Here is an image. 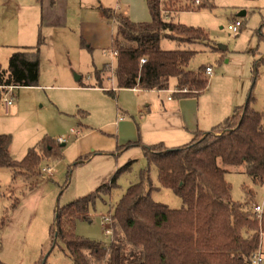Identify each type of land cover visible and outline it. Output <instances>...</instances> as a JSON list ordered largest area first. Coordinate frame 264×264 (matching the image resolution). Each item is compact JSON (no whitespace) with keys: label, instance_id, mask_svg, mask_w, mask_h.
I'll return each mask as SVG.
<instances>
[{"label":"trees","instance_id":"16d2710c","mask_svg":"<svg viewBox=\"0 0 264 264\" xmlns=\"http://www.w3.org/2000/svg\"><path fill=\"white\" fill-rule=\"evenodd\" d=\"M147 4L152 18L149 23H134L118 16L113 43L118 54V88L166 91L175 79L178 91L187 90L178 92L179 97L200 96L208 89L209 80L206 68L189 70L197 52L164 50L162 42L192 45L209 40L208 35L201 29L176 23L174 17L165 18L160 0H147ZM43 44L40 37L36 47L14 52L8 68L0 70V85L37 87ZM142 59L146 63L142 64ZM106 69L96 72L100 88ZM106 93L115 97L114 91ZM253 100L250 94L232 117L207 134H197L188 145L174 149L163 145L142 147L148 165L157 170L160 187L180 197L182 209L154 202L153 189L146 190L141 182L128 188L114 214H110L114 238L109 246L77 236L76 222L90 220V208L117 187L119 176L134 163L130 161L108 183L57 209L50 230V253L37 264H47L59 241L73 264H250L251 256L264 246V215L256 216L253 207L249 211L247 200L243 204L232 200L226 175L227 167L243 168L255 184H264V112L254 110ZM11 144V136L0 134V169L11 170L15 179L36 176L43 162L63 159L64 147L48 137L30 149L22 161L13 159ZM131 147H141V143H129L122 151ZM91 156L76 165L89 162Z\"/></svg>","mask_w":264,"mask_h":264},{"label":"rangeland","instance_id":"374dc122","mask_svg":"<svg viewBox=\"0 0 264 264\" xmlns=\"http://www.w3.org/2000/svg\"><path fill=\"white\" fill-rule=\"evenodd\" d=\"M197 1L200 2L199 5L196 4ZM160 2V10L165 18L169 20L174 17L176 23L201 29L209 39L192 45H178L164 40L162 48L194 50L197 53L189 65V70L199 72L202 68L212 66L215 74H220L224 70L231 77V83L235 78L234 83L237 85L240 82L249 84L254 98L252 107L255 111L263 113L264 0H160ZM204 5L206 7L202 8ZM15 18L16 14L12 9H0V19L3 21L2 24L0 22V65L3 68L8 67L15 47L22 42V34L19 31H10V27L5 26L6 24L11 26ZM117 19L116 15L115 23L110 24L116 33ZM236 20L241 21L243 26L238 35H233L227 27ZM39 32L41 31H36V35ZM41 36L45 41V37ZM79 39L78 44L70 47L56 45L46 49L41 57L42 79L39 85L16 90L15 107H12V110H16L8 116L0 107V134L11 136L10 152L16 161H22L28 151L45 137L58 143L60 139L67 138V145L63 148V159L60 162H43L36 176L28 174L14 180L11 170L0 169L2 264H37L42 257L50 253V230L55 222L57 209L95 191L87 193L83 186V182L92 174L93 165H87L89 162L76 165L80 159L89 157L94 152L119 153L120 155L113 157L117 164L123 162L126 156H131L117 171L130 161L134 163L119 176L117 187L110 194L103 195L90 208V220L76 222L75 233L80 238L109 246L113 239L106 234L102 226L103 217L114 214L116 206L128 188L141 182L146 190L153 189L151 197L154 202L174 210L182 209L184 206L182 199L173 191L160 187L157 170L148 165L144 155L142 153L134 155L141 147H131L122 151L130 142L124 139L123 134L119 136L117 133L118 125L115 124L117 112L118 109L126 111L123 107L126 106L132 110L126 111L130 114L127 121L136 120V116L132 115L136 110V96L128 94L121 102L120 98L116 99L104 91L72 88L80 86L77 76L82 77L83 85L96 86L95 69H100L105 64H111L112 69L109 70L107 67L103 72L104 80L108 75L110 78L104 83V87L111 90V86H115L113 67L117 60L112 58L113 50H96L90 47V43L86 38H82V35ZM175 81L172 79L171 84ZM72 130H76L79 136L73 135ZM127 153L129 154L125 155ZM47 167H55L53 169L56 173L52 178L42 173V169ZM227 169L226 180L232 187L231 195L234 202L243 204L247 200L249 211H252L251 208L255 205H264V184H255L243 172V168ZM12 191L15 193L11 194ZM14 206H17L16 210H12ZM117 230L121 236L120 228L117 227ZM47 264H73L61 241L57 242L47 258Z\"/></svg>","mask_w":264,"mask_h":264},{"label":"crops","instance_id":"0c3cea01","mask_svg":"<svg viewBox=\"0 0 264 264\" xmlns=\"http://www.w3.org/2000/svg\"><path fill=\"white\" fill-rule=\"evenodd\" d=\"M3 8L12 9L16 14L11 26L8 24L5 26L10 27V31H19L22 34V42L15 47V52L21 48L36 47L41 35L45 37L40 51L39 81L42 79L41 57L46 49L56 45L70 47V45L78 44L79 36L82 35L93 49L104 51L112 49L114 54L113 43L116 32L110 24L115 23L116 15L125 16L134 23H149L152 20L147 0H0V9ZM0 22L2 24V19ZM36 31L41 32L36 35ZM112 58L117 60L114 55ZM116 65L113 68L116 69ZM110 66L112 65L105 64L102 68L95 69L96 86L83 85L82 77L79 76L77 81L80 86L72 88H88L105 93L114 91L115 98H120L121 102L128 94L135 95L137 104L132 115L136 116L137 121H127L130 114L126 111L132 110L123 106L126 111L118 109L115 124L118 125L119 136L123 134L124 139L130 143L131 141L140 142L141 149L143 146L163 145L165 148L174 149L188 145L194 141L197 134H207L232 117L237 109L247 102L251 94L249 84L240 82L237 85L234 83L235 78H232L234 81L231 83V77L224 70L220 74L214 72L212 76L205 74L207 78L209 77V87L198 97H179L177 80L173 84L170 83L169 90L158 91L139 88L119 89L114 77L115 86L112 85V89L109 90L104 87V83L110 79L109 75L104 80L102 74L103 87L100 88L96 72L106 67L109 69ZM0 68L6 70L8 67L3 68L0 65ZM0 107L7 116L16 110H12L14 105L6 110L1 98ZM128 130L131 132L128 133ZM61 145L65 147L67 143ZM141 149L136 150L134 155L143 154ZM93 154L89 163L86 162L87 165H93L92 174L83 182L87 193L108 183L119 166L131 157L126 156L123 162L117 164L113 161V157L120 155L119 153L101 151ZM14 193V191L11 192V194ZM17 206H14L12 210H16Z\"/></svg>","mask_w":264,"mask_h":264},{"label":"built area","instance_id":"2783aa9c","mask_svg":"<svg viewBox=\"0 0 264 264\" xmlns=\"http://www.w3.org/2000/svg\"><path fill=\"white\" fill-rule=\"evenodd\" d=\"M199 1L196 2L197 5H199ZM242 22L239 20H236L235 22L229 23L228 24V31L233 34L237 35L239 34L241 27H242ZM116 58H118V54L115 51L113 54ZM141 63L144 64L146 63V59H142ZM112 69V66L109 67V70ZM214 73L212 67H206L205 69V74L207 76H212ZM114 77H115V69H114ZM20 87L16 85H0V98L1 102L3 103L4 107L6 110H9L16 101L15 97V92L18 90ZM177 92H187V90L183 91H178ZM72 134L75 136H79V133L76 132L75 130L71 131ZM59 143L61 144H66L67 143V138L65 139H60ZM42 173L46 174L48 177H53L54 175V170L51 167H47L42 169ZM253 213L258 216L262 217L264 215V205H255L253 206ZM102 226L106 232V234L111 237L112 239L114 238V231H113V219L112 216L109 214L107 216L103 217L102 221ZM264 246H261L252 256H251V261L250 264H264V249H262Z\"/></svg>","mask_w":264,"mask_h":264},{"label":"water","instance_id":"95a60500","mask_svg":"<svg viewBox=\"0 0 264 264\" xmlns=\"http://www.w3.org/2000/svg\"><path fill=\"white\" fill-rule=\"evenodd\" d=\"M77 80H79V77H77Z\"/></svg>","mask_w":264,"mask_h":264}]
</instances>
